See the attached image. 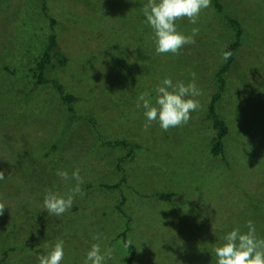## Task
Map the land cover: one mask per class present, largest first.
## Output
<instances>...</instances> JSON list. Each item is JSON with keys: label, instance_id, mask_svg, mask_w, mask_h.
I'll list each match as a JSON object with an SVG mask.
<instances>
[{"label": "rangeland", "instance_id": "1", "mask_svg": "<svg viewBox=\"0 0 264 264\" xmlns=\"http://www.w3.org/2000/svg\"><path fill=\"white\" fill-rule=\"evenodd\" d=\"M40 2L0 0V264H38L57 240L62 264H84L94 243L113 249L105 264H215L214 247L235 228L246 232L247 221L264 238V0H218L241 29L216 105L228 130L224 161L209 154L205 107L232 33L212 5L195 25L176 21L184 35L199 27L194 45L157 55L142 12L147 0H45L51 26ZM49 33L67 62L47 68L45 78L75 98L76 119L50 85L33 87ZM192 72L201 108L184 126L163 131L153 123L145 131L139 93L154 103L164 78L187 84ZM95 131L126 148L100 145ZM76 169L86 194L63 216H49L46 191L65 195L75 186L57 170L71 177ZM157 194L173 196L164 202Z\"/></svg>", "mask_w": 264, "mask_h": 264}, {"label": "clouds", "instance_id": "2", "mask_svg": "<svg viewBox=\"0 0 264 264\" xmlns=\"http://www.w3.org/2000/svg\"><path fill=\"white\" fill-rule=\"evenodd\" d=\"M211 6V0H147L142 6L145 23L153 30V43L157 55H179L180 49L186 45H194L195 37L199 35V27H193L190 35H184L177 30L176 21L187 19L195 25L200 13ZM232 56L230 51L222 53V59L227 61ZM196 73H191V81L185 84L183 81L173 83L169 77L164 78L156 86L155 102L150 93L145 91L137 96L136 107L143 108L146 122L143 125L145 131L157 123L163 131L170 128L186 125L191 119V113L201 108V104L194 97L202 95V91L195 83ZM10 175V174H9ZM56 175L62 180L75 181V186L69 189L65 195L47 190L43 198L42 210H46L49 216L60 217L69 211L76 196L83 197L86 193L81 185L84 183L80 170L72 172L71 177L65 170H57ZM5 174L0 171V181ZM5 204L0 202V216L4 214ZM246 232L235 228L223 237V243L214 247L215 264H264V238L256 234L255 225L251 220L247 221ZM94 240L100 237L94 236ZM131 242H125L124 248L130 247ZM113 249L108 248L102 252L98 243L91 245L86 253L84 264H105L106 259L112 258ZM38 264H62L64 259V241L57 240L54 247L46 254L37 257Z\"/></svg>", "mask_w": 264, "mask_h": 264}, {"label": "trees", "instance_id": "3", "mask_svg": "<svg viewBox=\"0 0 264 264\" xmlns=\"http://www.w3.org/2000/svg\"><path fill=\"white\" fill-rule=\"evenodd\" d=\"M45 0H41L40 8L43 15L46 17V19L49 21L50 26L53 24V19L50 18L46 13V6H45ZM211 5L213 11L220 15L223 20L226 22V25L231 30V42L228 44L226 51H230L232 53V56L227 60L224 61L221 65V67L217 70V72L214 74V90L211 93L209 100L207 102V105L205 107V119L209 122L211 126V130L213 133L212 141L209 145V154L212 157H217L224 161L223 159V148H224V140L226 136L228 135V130L225 126V123L221 120L219 115L216 111V105L218 101L220 100V97L224 91V74L228 70L229 66L232 64L234 56L238 50V47L241 42V29L239 24L234 20L222 13L221 5L219 4L218 0H211ZM56 42H55V35L53 33H49L46 37V43L45 46L37 58V60L34 63V82L33 87L34 89L39 86L44 85H50L51 88L56 92L58 100L65 108L66 113L68 114V117L70 119H76L73 104L75 101V98L69 94L64 92L62 86L54 79H47L45 78V71L47 68H52L54 65L58 67H63L67 59L60 54L58 51H56ZM91 125H94L93 120H86ZM97 135L98 142H100V145L108 148H126V142L123 140H114V141H104L101 139L99 134H97V131H95ZM55 146L53 145L49 151H54ZM49 153V152H48ZM46 154V156L50 154ZM129 156V155H128ZM118 168V166H117ZM106 189H116L117 186L114 185L112 187L109 186H103ZM173 195L172 194H157L156 198L160 201L167 202L171 199ZM119 213H121V210L117 207L116 208ZM117 237L122 238L123 244L125 243V232L121 231ZM127 250L130 253H133V247L130 246L127 248ZM131 259L129 258L126 262V264L130 263Z\"/></svg>", "mask_w": 264, "mask_h": 264}]
</instances>
